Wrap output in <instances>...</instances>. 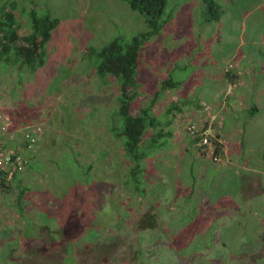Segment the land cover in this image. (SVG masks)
Returning a JSON list of instances; mask_svg holds the SVG:
<instances>
[{"label":"rangeland","instance_id":"374dc122","mask_svg":"<svg viewBox=\"0 0 264 264\" xmlns=\"http://www.w3.org/2000/svg\"><path fill=\"white\" fill-rule=\"evenodd\" d=\"M216 1L207 22L202 0H168L142 47L134 114L170 75L182 84L154 106L171 135L134 172L111 129L119 85L88 50L146 30L144 17L126 0H0V18L17 4L21 34L32 8L61 19L37 72L0 60L7 147L43 130L22 186L0 190V264H264V0ZM198 127H211L208 148Z\"/></svg>","mask_w":264,"mask_h":264},{"label":"trees","instance_id":"16d2710c","mask_svg":"<svg viewBox=\"0 0 264 264\" xmlns=\"http://www.w3.org/2000/svg\"><path fill=\"white\" fill-rule=\"evenodd\" d=\"M126 1H128L132 10L139 12L144 17L147 24L146 30L139 32L132 38L117 36L101 47H90L88 53L90 57H95L93 66L98 76L103 80H106L108 77H113L119 85L120 94L118 96V106L115 114L120 118H118V122L113 118L111 129L116 136L123 139L124 148L134 162L133 170L136 172L142 169V161L148 156L147 150L156 144L160 146L158 142L161 137L165 138L166 136L165 139H167V136L171 135V132L166 131L164 127H160V125L163 126V123L155 115L154 106L162 91L168 88L179 87L182 82L170 75L162 81L160 90L155 92L148 106L141 107L138 114L132 112L135 101L141 95V82L137 77L141 50L152 36L160 34L167 25L169 19L163 16L168 0ZM202 1L206 7L204 14L205 21H219L224 12L222 5L216 0ZM16 9V3L9 9L4 8L3 15L0 18V60L3 58L7 60L12 55L14 57L12 66L19 65L21 68L27 67L32 72H37L39 68L44 67L46 64L47 45L52 38L54 29L61 23V19L53 17L49 13L40 14L37 8H32L28 11L31 20V30L25 34H21L15 13ZM227 75L231 76L233 80L234 76L231 73L228 72ZM173 109L182 111V107L175 102L169 106L168 112H172ZM253 109L258 110L257 107ZM0 112L2 111L0 110ZM167 123L169 124V121ZM37 126L39 124L28 125L23 130L22 139L20 138L17 141L13 140L15 142L13 150L23 154L27 160L25 169L30 165L32 158L31 152L35 150L36 144L42 137L43 130L35 131ZM199 129L202 128L199 127ZM148 130L153 132L145 144L143 139ZM204 130L202 129L200 131L202 132ZM8 131L9 123L8 130L4 135L6 146L10 138ZM27 131H31V136L36 138L35 142H32L30 138L26 137ZM211 135H208L209 142H212ZM202 140L203 138L200 134L194 138V141L197 142L200 149L208 148L210 144H201ZM30 145H32L31 148H29ZM220 148L221 146L217 145L216 153L220 152ZM24 171L16 172L10 180H1L0 190L13 188V183L21 187L22 178L20 174ZM24 195L25 191L23 190L19 196L20 202L23 201Z\"/></svg>","mask_w":264,"mask_h":264},{"label":"built area","instance_id":"2783aa9c","mask_svg":"<svg viewBox=\"0 0 264 264\" xmlns=\"http://www.w3.org/2000/svg\"><path fill=\"white\" fill-rule=\"evenodd\" d=\"M208 110V109H205ZM206 126V125H205ZM190 128H197L196 125L191 124ZM199 129V127H198ZM211 127H206V129L199 134L203 138L201 144L209 143L208 135L211 133ZM8 130V123L2 112H0V182L3 179L10 180L16 172H22L25 170L26 158L20 152L10 150L7 148L4 135ZM41 126H37L35 131H41ZM26 137L30 138L32 142L36 141V138L31 136V131L26 132ZM32 145L29 146L31 148Z\"/></svg>","mask_w":264,"mask_h":264},{"label":"crops","instance_id":"0c3cea01","mask_svg":"<svg viewBox=\"0 0 264 264\" xmlns=\"http://www.w3.org/2000/svg\"><path fill=\"white\" fill-rule=\"evenodd\" d=\"M232 74V73H231ZM232 75H234V74H232ZM236 75V74H235ZM232 84V83H231ZM220 138V137H219Z\"/></svg>","mask_w":264,"mask_h":264}]
</instances>
